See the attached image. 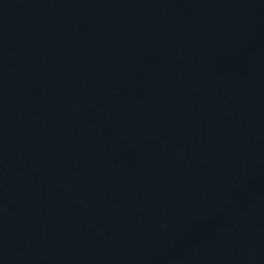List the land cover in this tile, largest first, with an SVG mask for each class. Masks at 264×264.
Here are the masks:
<instances>
[{
	"label": "water",
	"instance_id": "95a60500",
	"mask_svg": "<svg viewBox=\"0 0 264 264\" xmlns=\"http://www.w3.org/2000/svg\"><path fill=\"white\" fill-rule=\"evenodd\" d=\"M0 264H264V0H0Z\"/></svg>",
	"mask_w": 264,
	"mask_h": 264
}]
</instances>
